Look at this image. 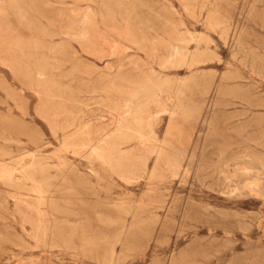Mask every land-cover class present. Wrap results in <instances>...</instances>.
Segmentation results:
<instances>
[{"label": "rangeland", "instance_id": "obj_1", "mask_svg": "<svg viewBox=\"0 0 264 264\" xmlns=\"http://www.w3.org/2000/svg\"><path fill=\"white\" fill-rule=\"evenodd\" d=\"M86 11L117 53L60 32ZM33 57L60 83L46 108ZM117 65L132 95L107 87ZM124 102L151 131L115 139L130 154L118 168L40 114L96 140ZM0 264H264V0H0Z\"/></svg>", "mask_w": 264, "mask_h": 264}, {"label": "bare ground", "instance_id": "obj_2", "mask_svg": "<svg viewBox=\"0 0 264 264\" xmlns=\"http://www.w3.org/2000/svg\"><path fill=\"white\" fill-rule=\"evenodd\" d=\"M80 20L81 25L77 28H74L69 24L61 22L59 26L60 32L63 35L67 36V38H74L75 40H77L85 52L94 55L98 59H102L106 56L117 53V48H119L120 45L114 40L109 41L102 37V34L98 32V28L96 25V17L94 14H90L89 11L83 12V16ZM128 37L132 38L133 36L130 35ZM105 45L107 47H104ZM178 53V50L175 49L172 53H170L168 60L172 62L174 56H177ZM39 61L42 65L47 64V62L43 58L35 60V57H33V61L31 64L32 69L27 70L28 73H26L28 75L26 76L28 77L27 79L29 85H37L38 89L36 90V92L39 95L40 100H44L43 105L45 104L46 107H49L47 104V100L49 99L45 97V94H49L48 91L52 90L54 94L58 95L60 83L58 84L51 82L53 81V78H51V74H53L52 71H47L43 67L41 69L36 68L35 64ZM31 70H33L34 72L32 73ZM122 80L123 79L121 78L120 65H117L112 77L108 80L109 84L106 85L112 92H124L128 95H132L135 90V86L132 84L134 81L131 79H127L128 83L125 84ZM50 88L51 90H49ZM144 91H151V97L153 100L161 99V95H159L153 90L148 89L147 87H144ZM50 108H52L53 113H47L45 115L40 112L39 113L44 116L47 121L50 122V125L53 128L54 126H59L62 129L63 134H65L63 138V145L70 142L69 139L71 137L72 142L75 143L74 149L78 151L79 155L93 156L96 159L108 162L113 166H116L117 168L120 166H124V161L125 159L130 157V154L124 149L125 147H122L125 145L126 141L119 142L115 139L133 138L137 139L141 144H143L146 143V140L149 138V132L151 131V129L147 128L145 125L146 122L143 119L144 116L139 113V111L135 110L129 102H124L120 105L117 104L114 106V108L112 109L113 112L111 113V121L106 123L107 125H111V127L109 126V128L104 129L101 136L98 137L96 140H94L90 136L86 138L84 137V133H89V126L85 121H78L77 119L67 116L63 121L58 122L56 121L55 117L60 114L59 111L56 110L54 106ZM130 151L132 152V150ZM151 151H153L157 155V157L160 158V161L166 160V151L163 147H161L159 143L153 145L151 147ZM2 180L6 183V188L11 186L13 187V189H21L20 194H18V196L15 195L16 199H20L21 201L26 200L23 199V196L28 194L27 189L25 187L26 184H20L19 178L16 175L11 173V171H5L2 175ZM254 183L256 182L253 180L245 181V184L248 187H251Z\"/></svg>", "mask_w": 264, "mask_h": 264}]
</instances>
